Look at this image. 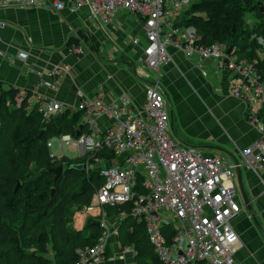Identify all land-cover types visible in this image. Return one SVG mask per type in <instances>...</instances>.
Wrapping results in <instances>:
<instances>
[{"label":"built area","instance_id":"built-area-1","mask_svg":"<svg viewBox=\"0 0 264 264\" xmlns=\"http://www.w3.org/2000/svg\"><path fill=\"white\" fill-rule=\"evenodd\" d=\"M188 3L189 0H0V9L19 6L76 12L84 8L91 18L103 22L122 9L142 20L146 67L158 70L168 60V47L186 57L215 60L233 76L229 93L246 104L248 123L261 135L240 153V164L254 173L264 172V77L248 60L237 57L236 47L202 44L194 27L182 25L175 15L183 13ZM257 43L262 53L264 42L257 38ZM71 50L78 53L80 47L73 45ZM26 57L24 52L17 55L20 59ZM11 59L0 52V60ZM58 74V70L52 72ZM77 98L79 104L74 112L81 114L80 126L87 132L79 129L75 137L61 135L47 142L50 158L61 159L66 148L77 151L86 172L97 169L104 179L94 195L101 209V234L93 246L77 250L76 264H97L105 259L107 240L114 233L106 223L105 209L123 205L130 207L117 213L119 221L132 218L144 224L160 264H240L234 258L237 237L231 228V220L241 212L231 184L233 169L239 165L229 166L216 156L173 139L169 135L171 120L166 102L156 85L145 89V101L139 108L133 107L124 93L108 106L103 105L100 94L89 99L77 92ZM37 110L44 121L63 112L59 103L45 99L39 101ZM103 116L110 125L100 131L96 120ZM166 224L175 230L169 241L162 232Z\"/></svg>","mask_w":264,"mask_h":264},{"label":"crops","instance_id":"crops-1","mask_svg":"<svg viewBox=\"0 0 264 264\" xmlns=\"http://www.w3.org/2000/svg\"><path fill=\"white\" fill-rule=\"evenodd\" d=\"M175 18L182 23V13ZM0 22V52L12 57L10 62L0 60V95L10 88L29 95L28 109L38 108L45 99L74 112L77 92L89 99L100 94L105 106L124 93L139 108L145 89L156 85L166 102L173 139L229 166L239 165L231 180L241 208L231 220L237 237L234 258L240 264H264V172L254 173L240 164V153L261 135L248 123L246 104L230 95L233 76L226 69L213 59L186 57L173 47L167 48L168 60L158 70L146 67L142 20L122 9L103 22L84 8L71 12L14 6L0 9ZM247 22L256 23L250 17ZM77 44L78 53L71 50ZM19 52L26 59L17 58ZM55 70L58 75H52ZM108 125L104 116L96 120L100 131ZM93 202L81 211L86 218L75 230L100 228L101 209ZM105 211L109 229L117 234L110 235L105 259L97 264H146L137 258L134 244H124L120 238L127 219L120 222L114 209Z\"/></svg>","mask_w":264,"mask_h":264},{"label":"trees","instance_id":"trees-1","mask_svg":"<svg viewBox=\"0 0 264 264\" xmlns=\"http://www.w3.org/2000/svg\"><path fill=\"white\" fill-rule=\"evenodd\" d=\"M261 9L264 0H195L182 15L181 24L194 27L202 44L236 47L237 57L248 60L264 77V58L257 57L261 53L257 38L264 42ZM249 14L256 21L252 26L247 22ZM29 97L13 88L0 95V264H76L77 250L93 246L101 228L75 230L74 214L90 207L104 179L97 169L88 173L66 170L84 160L49 157L48 140L75 137L79 129L87 132L80 126L81 114L66 110L44 121L37 107L28 109ZM60 165L64 172L54 180L50 170ZM129 207L118 206L112 212ZM20 220V226L14 224ZM126 221L120 232L124 244H134L141 263L160 264L144 224L132 218ZM162 232L169 241L175 230L166 224ZM15 254L25 261L15 263Z\"/></svg>","mask_w":264,"mask_h":264},{"label":"rangeland","instance_id":"rangeland-1","mask_svg":"<svg viewBox=\"0 0 264 264\" xmlns=\"http://www.w3.org/2000/svg\"><path fill=\"white\" fill-rule=\"evenodd\" d=\"M195 0H189V3L187 4V6L186 7H184L183 8V13H182V15L183 14H185V12L186 11H188V9L190 8V5L194 2ZM251 18V20L253 21L254 20V17H253V15H248V18ZM249 24H252L251 22L249 23ZM257 57H258V59H263L264 58V54H261L260 52H258L257 53ZM54 146H55V143H54ZM55 148V147H54ZM61 155H63V157H66V158H68V159H70V160H73V159H81V160H83L82 158H80V157H78V154H77V151H71V150H69V149H64V151L62 152V154ZM93 200H95L94 199V197H93ZM92 206H96L97 207V205H95V201L93 202V205ZM83 210V209H82ZM81 210V211H82ZM81 211H79V210H76L75 211V214H74V224H73V227H75L76 229L79 227V228H81L82 227V225L84 224L83 223V217H85L86 218V215H84L83 213H81ZM163 218L165 217V216H162ZM169 221H173V218L171 217V216H168V218H167ZM14 224L15 225H18V226H20L21 224H22V220H20V221H15L14 222ZM13 259L15 260V263H23L24 261H25V258L24 257H22V255L21 254H19V255H17V254H15V255H13Z\"/></svg>","mask_w":264,"mask_h":264},{"label":"water","instance_id":"water-1","mask_svg":"<svg viewBox=\"0 0 264 264\" xmlns=\"http://www.w3.org/2000/svg\"><path fill=\"white\" fill-rule=\"evenodd\" d=\"M261 12H264V10L261 9ZM42 133L40 134V136L42 135ZM71 169H74V170H77V171H82V172L86 171V167H85V165L83 163L82 164H73V165L68 166L66 168V170H71ZM50 172L54 175V180H56L63 174L64 167H63V165H60V166H58L55 169H51ZM243 198H244L247 210H250L249 205H248V201L246 200L245 195H243Z\"/></svg>","mask_w":264,"mask_h":264}]
</instances>
